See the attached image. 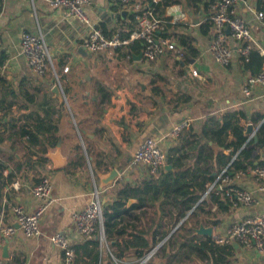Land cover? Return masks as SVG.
I'll return each mask as SVG.
<instances>
[{
  "label": "crops",
  "instance_id": "0c3cea01",
  "mask_svg": "<svg viewBox=\"0 0 264 264\" xmlns=\"http://www.w3.org/2000/svg\"><path fill=\"white\" fill-rule=\"evenodd\" d=\"M177 1L165 9L164 16L186 13L187 22L172 24L168 31L175 41L180 34L192 36L196 50L194 56L188 55L180 62L172 52L158 61L145 60L141 42L126 57L127 46L119 51L90 54L84 49L89 27L63 9L50 8L46 0H33L34 8L27 0L2 1L0 55L5 56V62L0 69V229L14 223L15 206L25 211L36 207L31 188L43 176L53 184L55 202L40 220L39 237H26L18 227L9 238L0 235V264H15L19 260L28 264H64L63 252L49 242V236L58 231L69 232L73 227L70 213L89 202L94 187L98 189L100 174L113 168L120 174L115 182L99 191L103 208L114 201L122 183L142 187L144 180L155 178L143 167L130 164L145 138L157 140L167 156L185 142L190 131L199 134L205 118L234 111L244 112L247 121L241 120V124H253L256 133L264 118V88L255 86L249 96L242 94L244 80L251 72L243 67L232 39L228 41L234 53L228 66H220L209 51L212 28L204 33L205 22L213 14L217 0H203L195 5L187 0ZM133 2L141 0H131L129 4L122 0H98L87 11L96 23L112 30L128 22ZM257 11L263 12L262 19L257 18ZM238 13L264 51V0H250L249 7H239ZM195 19L198 23L194 24ZM38 32L44 35L58 66H69L63 79V101L52 93L49 77L32 74L21 53L22 34ZM39 117L58 122V142L44 152V146L36 145L37 153L32 154L20 131ZM183 121L188 125L173 136L172 129ZM259 154L263 156L264 149ZM19 163L23 166L17 169ZM10 174L12 177L8 178ZM15 181L19 182L18 188L11 185ZM262 182L250 169L237 174L233 183L251 192L253 206L231 207L223 212L214 205L210 215L197 214L200 225L211 227L212 235H223L233 222L264 213V196L258 190ZM223 187L224 184H218L215 190ZM130 199L134 201L128 204ZM122 202L127 210L124 224L132 221L128 215L143 219V214L151 210V215L156 216V206L131 208L137 200L129 195ZM142 219L139 228L144 224ZM143 220L146 223L148 219ZM211 220L217 223L212 224ZM115 237L111 234L107 238L110 253L116 252L112 245ZM123 237L129 238L128 232ZM87 238L73 231L69 235L72 246ZM237 247L234 245L235 257L229 264H264L263 254ZM135 260L133 250L123 252V264H134ZM186 262L193 264L196 260L183 264Z\"/></svg>",
  "mask_w": 264,
  "mask_h": 264
},
{
  "label": "trees",
  "instance_id": "16d2710c",
  "mask_svg": "<svg viewBox=\"0 0 264 264\" xmlns=\"http://www.w3.org/2000/svg\"><path fill=\"white\" fill-rule=\"evenodd\" d=\"M0 0V11L2 9ZM196 4L203 0H187ZM146 7L151 8L157 17L167 21L165 24V35L172 36L168 31L172 24L170 18L165 17V9L177 0H159L154 3L151 0H141ZM133 4H135L133 2ZM207 4H203L206 9ZM208 7V6H207ZM116 10V8H114ZM194 11H198L197 9ZM210 15V14H209ZM210 17V16H209ZM207 33L211 28L209 19L205 22ZM101 26V25H100ZM135 26V12L128 17V22L118 28L108 30L101 26L106 36L118 33L120 38H128ZM193 37L180 34L177 38L178 44L183 48L184 56H194L196 50L193 47ZM139 40L130 42L127 46L129 52L124 56H130L134 49L140 46ZM119 51V48L117 49ZM5 62V56L0 55V69ZM264 56L256 47L252 48L247 57H241L244 68L250 70V74L261 71ZM1 80V76H0ZM102 96L103 89H99ZM63 107V105H62ZM241 120L247 121L244 112H228L222 116H209L205 118L200 128V133L190 131L185 142L172 150L166 156V161L171 165L169 170L162 169L156 178L144 180L143 186H133L122 183L118 188L114 201L103 208V226L106 237L114 234L116 252L113 256L118 262H122L124 251L133 250L137 258H142L152 250L156 244L161 242L177 224L191 211L185 221L170 237L160 246L154 256L147 264H154L157 258L164 259L166 264H183L187 260H196L203 264H229L235 257L234 245H217L206 235H197L194 229L198 228L201 220L198 213L210 215L214 205L223 212L231 208L224 191L215 190L216 185L221 184L217 180L219 174L226 168V175L234 178L237 174L246 173L248 169L264 167V155L260 156L259 150L264 149V120L261 121L253 138L248 139L244 135L245 126ZM254 122L255 120L252 119ZM59 124L57 121L39 117L35 123L26 125L20 131L26 137V146L32 152L36 145L53 147L58 142ZM192 139L191 141L189 139ZM88 154V153H87ZM26 164V163H24ZM23 166L19 163L17 169ZM10 174L8 178H11ZM215 184L213 190L207 192L209 186ZM127 195L136 198L137 202L131 208L146 205L156 206V216L151 217L148 222L143 221L142 228L135 224L139 216H127L132 221L124 224L126 208L122 199ZM130 210V209H129ZM142 219V218H141ZM216 224L217 220H211ZM125 225L127 228L123 227ZM119 226L118 228H116ZM163 228V229H161ZM128 232L129 238L123 235ZM84 242L73 246L75 250L74 264H101L100 242L96 235L88 236ZM119 238V239H118ZM108 241V239H107ZM110 246V245H109ZM106 264H116L111 256Z\"/></svg>",
  "mask_w": 264,
  "mask_h": 264
},
{
  "label": "built area",
  "instance_id": "2783aa9c",
  "mask_svg": "<svg viewBox=\"0 0 264 264\" xmlns=\"http://www.w3.org/2000/svg\"><path fill=\"white\" fill-rule=\"evenodd\" d=\"M31 7L33 0H27ZM98 0H46L48 6L54 9H63L64 12L78 22L89 27L88 35L84 41V49L90 54H99L106 51H115L131 41L139 40L142 43V56L147 61H158L168 52H172L177 61L185 60L183 48L172 36L165 35V24L167 21L157 17L154 11L139 2L133 5L135 12L134 30L128 38H120L118 33L106 36L101 26L89 15L87 8ZM129 4L131 0H122ZM159 0H151L158 2ZM250 0H217L214 5L213 14L209 17L211 22V41L209 51L216 62L223 67L231 64L233 59V47L228 41L232 39L241 57H247L254 47L264 56L256 42L253 32L244 18L238 13L241 6L249 7ZM258 19L263 18V12L257 11ZM171 24L187 22V14L173 16L169 21ZM229 31V33L227 32ZM21 53L32 74L36 77H49L53 85L58 86L63 95L64 75L69 72V66L60 68L50 51V47L41 32L37 34L23 33L21 36ZM194 75L196 74L193 71ZM264 88V62L260 72L246 76L241 92L249 96L253 87ZM264 120V118H263ZM262 120V121H263ZM188 122L183 121L174 126L172 135L176 136L180 130L185 128ZM131 166L143 167L149 175L157 177L166 165V154L160 149L158 141L154 138H145L137 146ZM250 172L261 180H264V167H255ZM217 180H221L224 187L221 189L232 208H250L254 204V197L250 191L233 183V179L226 175V168L221 171ZM18 188L19 182L11 184ZM215 184H211L203 197ZM216 188V187H215ZM258 190L264 196V182L258 186ZM31 193L37 201L32 211H25L21 206L13 208L14 223L0 229V235L9 238L20 228L24 236L29 238L41 235L40 220L42 216L54 204L53 184L46 176L41 177L31 188ZM72 228L69 232L58 231L49 236V242L63 252L64 264H74L75 250L70 243L69 235L73 231L80 236L96 235L102 244H108L103 226V204L99 190L94 187L89 202L81 209L70 213ZM217 245H236L244 249H252L264 255V213L245 216L237 222L229 225L223 235H211L210 237ZM101 250V249H100ZM147 255V254H146ZM138 264L145 263V257ZM116 264L113 253H110ZM15 264H28L25 260H19Z\"/></svg>",
  "mask_w": 264,
  "mask_h": 264
},
{
  "label": "water",
  "instance_id": "95a60500",
  "mask_svg": "<svg viewBox=\"0 0 264 264\" xmlns=\"http://www.w3.org/2000/svg\"><path fill=\"white\" fill-rule=\"evenodd\" d=\"M123 13H125V12H123ZM193 22H194V24L198 23V20L195 19ZM227 32L229 33V31H227ZM138 57L141 58V56H138ZM51 91L58 100H60V101L64 100L62 93H61L60 89L58 88V86L53 85L51 88ZM254 132H255L254 125L250 124V123L247 124L246 128L244 130V135L247 136L248 139L253 138V140L256 142L257 137L254 134ZM170 168H171V165H169V164H166L164 166L165 170H169ZM119 175H120L119 171L116 168H113L112 170H110L107 173L100 174L98 176V178H99L98 190L100 191L103 188L111 185L113 182H115L119 178ZM132 201H134V200L133 199L128 200V204L132 203ZM190 213H191V211L177 224V226L175 228H173V230L161 242L156 244V246H154L152 248V250L147 253V255L145 257V261L149 260L150 258H152L154 256V254L157 252V250L160 248V246L170 237V235L172 233H174L178 229V227L185 221V219L187 218V216ZM201 227H202V225H200L198 228L194 229L195 234L206 235L208 237H211L212 228L211 227H204V226L202 228ZM235 248H238V247L235 245ZM3 252H6V247H3ZM154 264H166V262L164 259L157 258L154 260Z\"/></svg>",
  "mask_w": 264,
  "mask_h": 264
},
{
  "label": "rangeland",
  "instance_id": "374dc122",
  "mask_svg": "<svg viewBox=\"0 0 264 264\" xmlns=\"http://www.w3.org/2000/svg\"><path fill=\"white\" fill-rule=\"evenodd\" d=\"M97 70H99V69H97ZM97 70H94L93 72H97ZM152 217V215H151V210H148V211H146V213L145 214H143V219L144 218H146V219H148V220H146V222H148L149 221V219ZM142 219V222L143 221H145V220H143ZM140 220L141 219H139V220H136L135 221V224L138 226V228L139 227H141L140 225L142 224L141 222H140ZM126 222V221H125ZM101 250H100V254H101V264H106V260H107V258L110 256V247H109V245L106 243V244H102V246H101V248H100ZM147 254V253H146ZM144 257H142V258H137V260H135V261H133V263L134 264H138V263H140L141 261H142V259H143ZM151 259V258H150ZM149 259V260H150ZM149 260H147L145 263H142V264H147V262L149 261ZM118 264H123L122 262H118ZM184 264H192V262H186V263H184ZM193 264H199L197 261L195 262V263H193ZM201 264V263H200Z\"/></svg>",
  "mask_w": 264,
  "mask_h": 264
}]
</instances>
